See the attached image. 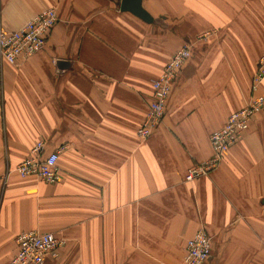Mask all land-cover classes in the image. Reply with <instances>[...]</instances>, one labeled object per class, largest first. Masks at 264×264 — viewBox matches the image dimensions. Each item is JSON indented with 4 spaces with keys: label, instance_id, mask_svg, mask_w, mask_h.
<instances>
[{
    "label": "crops",
    "instance_id": "crops-1",
    "mask_svg": "<svg viewBox=\"0 0 264 264\" xmlns=\"http://www.w3.org/2000/svg\"><path fill=\"white\" fill-rule=\"evenodd\" d=\"M0 5L7 31L46 8L58 16L38 53L0 58V264L30 230L64 241L45 264H183L200 227L211 238L204 264H264V108L216 169L184 180L249 99L264 0H141L150 22L120 0ZM186 42L165 115L142 141L152 81ZM38 140L43 154L61 149L55 183L15 171Z\"/></svg>",
    "mask_w": 264,
    "mask_h": 264
},
{
    "label": "built area",
    "instance_id": "built-area-1",
    "mask_svg": "<svg viewBox=\"0 0 264 264\" xmlns=\"http://www.w3.org/2000/svg\"><path fill=\"white\" fill-rule=\"evenodd\" d=\"M58 16L53 8H46L34 15L21 27L7 31L1 22L0 5V58L10 64L24 61L38 53L45 44L47 32L56 24ZM210 31L198 36L205 39ZM195 42H186L178 47L165 64L161 73L152 81V99L136 131L140 140L151 136L154 128L165 115L166 100L174 79L191 55ZM264 80V53L257 60L250 78V95L244 106L232 112L225 123L209 136L211 155L186 170L184 180L192 181L207 175L221 163L224 154L245 135L254 115L264 108V93L259 92V85ZM44 142L38 140L30 149V154L16 167L21 177L36 176L47 183H55L60 178L58 158L61 149L43 154ZM17 251L6 264H45L47 255L56 256L57 249L64 241L50 232L36 230L23 231L16 237ZM211 238L203 229L198 228L186 241L183 264H204L210 256Z\"/></svg>",
    "mask_w": 264,
    "mask_h": 264
},
{
    "label": "water",
    "instance_id": "water-1",
    "mask_svg": "<svg viewBox=\"0 0 264 264\" xmlns=\"http://www.w3.org/2000/svg\"><path fill=\"white\" fill-rule=\"evenodd\" d=\"M120 10L130 11L132 14L141 18L143 21H152L149 14L142 8L141 0H120Z\"/></svg>",
    "mask_w": 264,
    "mask_h": 264
}]
</instances>
